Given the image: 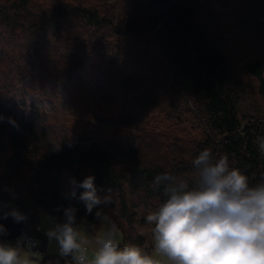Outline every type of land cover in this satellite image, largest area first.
Masks as SVG:
<instances>
[{"label": "trees", "instance_id": "16d2710c", "mask_svg": "<svg viewBox=\"0 0 264 264\" xmlns=\"http://www.w3.org/2000/svg\"><path fill=\"white\" fill-rule=\"evenodd\" d=\"M0 114V204L25 214L32 264L41 210L107 216L141 247L166 198L155 177L191 182L200 150L264 181V0H0ZM61 116L131 133L90 138ZM88 174L111 197L91 213L73 182Z\"/></svg>", "mask_w": 264, "mask_h": 264}, {"label": "clouds", "instance_id": "9594fccd", "mask_svg": "<svg viewBox=\"0 0 264 264\" xmlns=\"http://www.w3.org/2000/svg\"><path fill=\"white\" fill-rule=\"evenodd\" d=\"M260 148L264 150V142ZM192 164L197 174L191 182L168 172L155 177L157 184H164L166 198L145 218L153 225L154 247L162 259L138 245H121L114 225L96 238V251L89 258L71 206L64 209V221L48 230L49 239L76 264H264V181L251 183L247 174L230 167L226 156L214 158L208 148L200 150ZM94 179L88 174L73 181L84 189L78 198L89 213L111 199L98 194ZM71 195L76 196L75 190ZM8 216L16 222L26 218L18 208L0 204V220ZM6 231L0 223V233ZM0 264L30 261L17 247L0 243Z\"/></svg>", "mask_w": 264, "mask_h": 264}, {"label": "rangeland", "instance_id": "374dc122", "mask_svg": "<svg viewBox=\"0 0 264 264\" xmlns=\"http://www.w3.org/2000/svg\"><path fill=\"white\" fill-rule=\"evenodd\" d=\"M58 121L64 123L73 131L90 138L110 137L112 135L124 136L131 133V130L127 128H118L114 126L102 125L98 123L84 121L82 119H75L71 116H61L60 118H58ZM56 122H57L56 120H53L50 117L47 118L43 117L41 119L42 124H52ZM39 224L41 229L47 235L48 230L57 223L55 222L52 215L48 211L41 210ZM113 225H114L113 222L109 219L108 220L102 219L98 223H92L84 218H82L80 222L76 225L78 231L83 236L86 237L87 242L85 243V245L87 246V252L89 258H91L96 251V245H95L96 238L99 235H101L103 232L111 228ZM115 229L117 230L118 238L120 239V241H122L121 232L117 229L116 226ZM140 232L147 233V235H151V233H149V231L145 230L144 228L140 229ZM125 244H129V243L126 242ZM154 244H155L154 236L152 235L151 239L146 241L141 246V248L148 254L153 255L158 259H162V257L156 253ZM17 249L22 258L26 257L29 259L30 264L33 263L34 260L30 258L32 253L29 250L23 248L21 249L17 248ZM46 250L47 252L45 253L48 255H61L57 241L55 239H49L48 235H47Z\"/></svg>", "mask_w": 264, "mask_h": 264}, {"label": "built area", "instance_id": "2783aa9c", "mask_svg": "<svg viewBox=\"0 0 264 264\" xmlns=\"http://www.w3.org/2000/svg\"><path fill=\"white\" fill-rule=\"evenodd\" d=\"M38 239L32 236H29L28 234L24 233L22 231L21 235L14 238V242L10 245L15 246L19 249H27L29 250L32 254L30 258L32 259V256L39 252L38 250ZM84 247L87 249V246L84 245ZM46 259V264H57L60 262H63L64 264H76L74 261L73 257L71 255H48Z\"/></svg>", "mask_w": 264, "mask_h": 264}, {"label": "water", "instance_id": "95a60500", "mask_svg": "<svg viewBox=\"0 0 264 264\" xmlns=\"http://www.w3.org/2000/svg\"><path fill=\"white\" fill-rule=\"evenodd\" d=\"M7 207L8 208L15 207L21 211V209L16 205H8ZM24 221L25 219L19 222H16L13 220L11 216H8L6 219L0 220V223H3L7 229L6 232L0 233V240H7V239H12V238H16L20 236L23 231Z\"/></svg>", "mask_w": 264, "mask_h": 264}, {"label": "crops", "instance_id": "0c3cea01", "mask_svg": "<svg viewBox=\"0 0 264 264\" xmlns=\"http://www.w3.org/2000/svg\"><path fill=\"white\" fill-rule=\"evenodd\" d=\"M5 244V243H4ZM46 247H47V244H46ZM46 252H47V250H46Z\"/></svg>", "mask_w": 264, "mask_h": 264}]
</instances>
